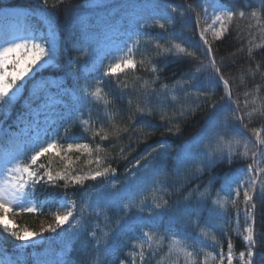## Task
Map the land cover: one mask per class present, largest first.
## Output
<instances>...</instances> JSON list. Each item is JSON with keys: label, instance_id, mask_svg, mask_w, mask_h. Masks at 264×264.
Here are the masks:
<instances>
[{"label": "snow or ice", "instance_id": "6c2138e0", "mask_svg": "<svg viewBox=\"0 0 264 264\" xmlns=\"http://www.w3.org/2000/svg\"><path fill=\"white\" fill-rule=\"evenodd\" d=\"M42 3L46 7L49 0H42ZM59 3H64V0H59ZM258 5V8H253L249 4L248 11H245L241 8L228 7L225 0H212L210 6L213 14L209 16L208 8L197 10L193 3H188L187 8L180 11L178 8L164 3L163 0H150V3L145 7L152 9L151 25L142 16H136L128 20L127 39L123 41L120 56L114 58L103 69L96 84L91 86L92 90L85 87L82 91L76 93L75 90L64 89L66 94L72 96L73 102L68 106L67 113H60L54 117V122L68 121L63 128V136H53L48 140L41 141L26 156L19 155L3 161L2 169L6 179L4 184L0 186V221L8 212L13 210V203L19 202L23 197L30 194L36 185L41 183L60 186V182H63L65 189L69 186L83 187L86 182L97 180H104L108 184H112L110 177H114L117 170L112 167L111 162L102 164L100 159H90L88 163L90 165L95 163L97 166L86 174H77L70 168L54 173L45 168L43 163L38 164V161L53 150H56V156H60L62 151L68 153L83 152L87 153L89 157H92L94 152L106 153L108 145L100 148L96 143L97 140L101 142L111 140L113 141L111 144L113 148L116 147L117 142L128 140L131 147L133 136L137 132L143 133V136H136L137 140L147 138L152 134L147 122L140 119L142 117L156 118L158 116L160 122L165 124L168 132L178 135L180 126L196 117L198 111L202 110V105L207 104L212 98L213 92L197 86L200 74L210 72V78L215 79L217 84H223L224 95L220 97V101L211 104V107L215 110L213 115L205 127L200 129L188 142L187 147L178 154L177 162L182 165L186 161L200 159L202 163L200 171L210 169L218 162L226 161L231 164L236 158L244 159L247 162L242 169L237 170L234 176H227L226 174L224 184L216 192V199L212 198L211 188H206L204 192H200L199 186H197L189 193V196L195 198L197 212L200 207L206 206L209 202L211 203L212 208L209 211L208 222L202 226L200 216L197 213H192L196 218L191 220L183 231H177L175 226L189 214L175 210L169 199L165 198V195L169 194L167 186L156 183V178L161 174L159 171L152 172V186L138 202L129 200L128 203L121 204L133 190L131 188L124 192L106 193L103 199L108 205L122 206L126 210V216L128 211L133 206L135 207L137 214L132 217L130 223L124 225L122 230H129L133 225L139 227L140 236L138 239L142 243L133 245V247L139 248L136 255L139 257L140 264H150V262L151 264H161L158 257L166 238H170L167 253L169 257L172 256L173 251L183 252L184 249L179 247L181 239L185 242L192 239V233L188 231V227L196 231L201 238L199 244L194 247V251L186 253L189 258L193 259V264H197L195 257H199L205 247L216 251V257L214 258L217 259V264H233L234 260H238V264H254L253 258L258 254L256 208L258 202L264 203V137L261 136V131L255 128L251 130L254 139L246 136L240 129H248L253 118L258 117L264 120V100H261L258 95H254L252 91L245 92L243 95L233 92L230 80L225 78L227 66L223 65V61H217L212 41L223 40L225 35L233 28L235 22L244 19L254 20V24L250 23L248 25L247 36L251 39L248 40L246 54L249 61H254L253 47L264 49V45L255 44L256 35L264 36V0H258ZM53 7H56V5H53ZM189 12L192 14L191 19L195 25L200 27L199 38L204 46V56L208 60L207 64L200 60L196 52L179 43H173L167 36L168 26L173 23L171 14L178 13L179 16L183 17ZM209 21L211 22L209 23ZM149 26L158 27L161 33L164 34L163 40L147 35L143 31ZM253 29L256 30L255 33ZM236 31L237 37L242 38L238 27ZM142 45H151V50L149 51L147 47L142 48ZM237 51L242 52L244 49L238 48ZM55 53L56 41L54 34L49 39L41 38L38 40L34 36H21L11 41L6 40L5 46L0 50V105H10L21 90L27 87L29 82L36 78L37 73L49 63ZM169 58H171V61L187 62L190 65L189 72L185 73L182 81H177V85L174 86L175 91L170 99L169 93L166 91L168 85L165 84L162 88L151 86L161 79L163 67L159 61L171 62ZM197 60H199L198 64H192L193 61ZM146 63L150 66L153 77L151 84L144 81L139 90L133 88L130 91H125L127 85L121 87L120 74L127 75L129 71L135 74L139 70L145 69ZM261 69L262 64L256 63L254 71L251 72L253 78L256 73L264 75ZM84 71H96V64L93 63L90 68L85 67ZM105 78L114 80L117 87L121 89L118 98H108L110 93L105 92L103 88L106 82ZM136 79L139 81L142 77L136 76ZM185 85H189V87H185ZM259 91L260 88L257 87L255 93H259ZM249 97H253V99L250 100ZM117 99L122 102L126 101L123 109L119 106L115 109L119 114L120 122H117V116L108 111V106L115 104ZM257 100H260L259 104H257ZM101 102L105 105L104 114L93 118L91 106ZM193 104L195 107H193ZM85 107H87L88 119L83 118ZM74 115L75 118H73ZM77 121L83 132L91 133L90 139L70 136L71 130L77 124ZM44 135L47 136L48 132L46 131ZM36 139L40 141L41 137L37 136ZM59 140L67 145L66 150L58 142ZM33 143L36 144V141H33ZM249 143L252 145L251 148H249ZM241 145L243 146V152L240 151ZM159 147L163 148L164 145L161 144ZM120 151L123 152L124 149L120 148ZM156 152L157 148L153 147L145 156L136 159L132 167L139 168L140 159H147ZM62 159L69 158L65 155ZM70 164L71 160H69ZM144 167L149 168V164L144 165ZM129 171L131 170L129 169ZM220 192H224L228 200L222 201ZM65 195L67 196V194ZM229 201L238 218L241 212L243 213L247 225L239 233L245 242V249L239 252L238 257L235 255L234 245L231 236H228L225 225L213 226L211 224V221L220 215L221 209H224L225 204ZM67 202L71 206L63 212L57 211L55 213V226H49L48 232L55 233L58 228L68 224L73 218L76 202L70 198ZM20 211L35 212L37 209L28 207L21 208ZM81 211L83 213L84 209ZM227 215V210H225L222 218L226 224L230 223ZM165 217L168 221L167 226L163 225ZM98 227L99 225H96V228ZM212 227L220 229L227 237L226 252L223 250L220 241L215 237L210 238L208 231L205 230ZM2 228L4 233L14 237L17 241L25 243L34 242L37 238L43 236V233H30L26 229L13 230L7 224H3ZM92 235L95 236V230L92 231ZM259 236L264 239V233H259ZM106 251L111 252L112 249L107 248ZM119 264H125V261L121 260ZM131 264H135V261L133 260ZM172 264H178V256L177 259L172 261ZM203 264H207L206 256Z\"/></svg>", "mask_w": 264, "mask_h": 264}, {"label": "rangeland", "instance_id": "374dc122", "mask_svg": "<svg viewBox=\"0 0 264 264\" xmlns=\"http://www.w3.org/2000/svg\"><path fill=\"white\" fill-rule=\"evenodd\" d=\"M118 1L122 2L118 4ZM164 3L176 7L180 11L186 9L176 2L166 1ZM148 4L149 2L141 3L136 0L134 2H130L129 0H95L92 5L93 11L79 18L82 30L85 31L79 39V47L82 51L83 61L78 59L75 64L69 66L68 70L75 77L73 84L69 86V82L63 77L51 73V70L59 69L57 53H55V56L49 63L37 73L36 78L31 80L27 87L22 89L16 99L12 101V104H16L17 102L20 104L24 103L22 113L16 118L18 127L13 126V122H11L12 113L8 107L0 105V136L3 142V144H0V186L4 184L6 179V175L2 169L3 161L19 155L26 156L41 141L48 140L53 136H62L64 125L68 121L62 120L54 122V117L60 113H67L68 106L73 102L72 96L66 94L64 89L75 90L76 93H79L85 87L92 90L91 86L96 84L103 69L114 58L120 56L123 41L127 39L126 28L128 20L136 16H142L151 25L153 13L151 8L145 7ZM208 14L209 16L213 14L211 6L208 8ZM30 15L31 13L28 10L22 8L10 7L0 10V50L5 46L6 40L11 41L21 36H34L39 40L41 38L49 39L54 34L56 41V33L52 30L50 22L44 15H39V18L48 26L46 34L42 30L36 31L32 28ZM171 15L173 17V23L168 26V32H178L186 38H192V35H194V23L191 15L189 13L183 17L179 16L178 13ZM92 20H96V23H101L102 28L93 30L92 27L96 26H94ZM151 28L159 29L158 27L149 26L143 29V31L147 35L153 36L152 30H150ZM57 46L58 44L56 43ZM93 63L96 64V71L85 72L84 68L92 67ZM197 83L204 84L205 86L210 85L209 78L205 74H200ZM104 85V91L107 92ZM185 87H189V85H185ZM166 91L169 93L170 99L171 95L174 94L175 88H168ZM259 103L260 100H257V104ZM109 107L108 111L110 109ZM91 109L93 118L103 116L105 105L103 102L93 104ZM73 118H75V115ZM83 118H89L87 107L83 109ZM77 123L79 124L78 121ZM46 131L48 132L47 136L44 135ZM260 131L261 136L264 137V132L262 130ZM242 132L246 136L254 139L251 134L245 131ZM37 136L41 137L40 141H37ZM190 140L191 138L177 148H173L167 142H162L156 147V153H153L147 159H140L139 168L132 167L133 161L121 175L119 174L116 178L110 177L112 184L104 181L100 186L85 190L78 204L75 205L73 218L68 224L58 228L59 236L53 239V235L50 236L51 233H44L41 238H37L34 242L25 243L22 241L21 251H19L20 248L12 252L0 247V264H77L76 262H69V259L72 258L71 256L76 253L83 260L85 258V264H107L108 258H113L118 251H121L125 255V264H131L133 260L135 264H140L139 257L136 255L139 252V248L133 247V245L142 243L138 239L140 236L139 227L133 225L129 230H122L124 225L130 223L132 217L137 214L135 207L133 206L126 216V210L122 206L108 205L103 199V196L109 192H124L131 188L133 190L121 204L128 203L129 200L138 202L143 195L148 193V189L152 186L153 171L161 172L156 178V183L161 186H167V192L169 194H166L165 198L169 199L172 207L181 213L189 214L175 226L177 231H183L186 225L190 224V221L196 218L192 213H197L200 216L201 225L203 226L209 220V211L212 205L209 202L206 206L200 207L197 212L195 198L189 196V193L197 187L187 189L189 186L187 184L193 178L196 179V177H199L202 173L211 171L213 167L200 171L202 167L200 159L189 160L182 165L178 164L177 156L187 147ZM33 141H36V144ZM161 144L164 145L163 148L159 147ZM251 147L252 145L249 143V148ZM151 149L148 151H151ZM148 151L139 158L145 156ZM240 151L243 152L242 145ZM243 160L236 158L233 162L240 163ZM146 164H149V168L147 169L144 167ZM243 166L240 165L237 170L242 169ZM237 170L229 174L227 173V176H234ZM225 179L226 174L222 175L218 188L216 183L210 184L213 199L217 198L216 192L221 189ZM198 186L200 192H204L208 188H204V185L200 184ZM33 191L23 197L19 202L12 204L13 210L8 212L3 220L0 221V227L3 224L11 226L12 221L8 217L21 212V208H38L34 197L31 196ZM220 199L225 201L228 200V197L224 192H220ZM61 204L65 205L66 200H63ZM82 209H84L83 213L81 211ZM225 210H227V219L230 222L227 224L222 218ZM231 210L233 208L229 201L225 204V208L221 209L220 215L211 221V224L213 226L223 224L227 230L235 228L236 234L239 235L247 225L242 212L238 218L236 212L234 217L230 214ZM167 223V217H165L163 225L167 226ZM96 225H99V227L96 228ZM93 230H95V236L92 235ZM205 230L208 231L210 238L215 237L220 241L219 235L223 234V231L215 227ZM188 231L192 233V239L187 242L181 239L179 247L183 248L184 251L179 253L173 251L171 257L167 255L170 238L164 240L158 257L161 264H172V261L177 259V256L178 264H193V259L189 258L186 253L194 251V247L199 244L201 238L191 227H188ZM88 232L89 235H87ZM177 238L179 239L180 237L178 236ZM107 248H111L112 251H106ZM216 250L218 251L219 249L217 248ZM205 256L207 257V264H214L217 260L214 258L216 257V251L212 248L205 247L199 257H195L197 264H203ZM236 257L238 256L236 255ZM253 259L255 264V258ZM233 264H238V260H234Z\"/></svg>", "mask_w": 264, "mask_h": 264}, {"label": "trees", "instance_id": "16d2710c", "mask_svg": "<svg viewBox=\"0 0 264 264\" xmlns=\"http://www.w3.org/2000/svg\"><path fill=\"white\" fill-rule=\"evenodd\" d=\"M95 0H64V3H59V0H49L48 6H44L42 0H0V10L4 8H22L28 10L30 15V21L32 23V28L34 30H42L44 34L47 31V25L39 18V15H44V17L50 22V27L55 31L57 39L56 43V53L58 58L59 69L51 70V73L56 76L63 77L67 82L73 84L75 77L70 73L69 66L75 64L78 59L83 61L82 51L79 47V39L83 34L82 25L79 22V18L86 14H90L93 11V3ZM98 1H108V0H98ZM134 2V0H129ZM137 2L145 3L150 0H136ZM176 2L180 5L187 8L188 3H193V5L200 10L202 8H209L212 3V0H163V2ZM122 1H118L120 4ZM226 5L231 8H241L245 11H248V5L251 4L253 8H258V0H225ZM56 5V7H53ZM192 16V14L189 12ZM94 26L93 30L101 29L102 24L96 23V20H92ZM194 23V21H193ZM254 24V20H240L235 22L233 28L229 33L225 35L223 40L212 41L214 54L218 62L223 61V65L227 66V71L225 72V78L229 79L232 84V89L234 93H239L243 95L245 92L252 91L254 95H258L261 100H264V75L261 73H256L255 77L251 75V72L255 69L256 63L262 64L261 72L264 73V49L260 47H253V55L255 56L254 61H249L247 58L248 51V40L251 39L247 36L248 25ZM194 25V35L192 38H186L184 35L178 32H168L167 36L172 40L173 43H179L182 46L188 47L190 50L196 52L200 60H203L205 64L208 63V60L204 56V46L202 41L199 38L200 27ZM239 28L242 38L237 37L236 28ZM153 37H157L163 40L164 34L161 33L160 29H153ZM255 33L256 30L253 29ZM256 45H264V36L256 35L255 39ZM147 47L151 50V45L145 46L142 45V48ZM238 48H243L244 51L238 52ZM235 54V55H233ZM139 58V54H138ZM171 61V58H169ZM163 67V72L161 73V79L152 84V87H160L163 85H168V88H174L177 85V81H182V77L185 76V73L189 72L190 65L187 62H167L161 60L159 61ZM199 60L193 61L192 64H198ZM207 78H209L210 85L205 86L204 84H198V87L209 90L213 92L212 98L205 105H202V110L198 111L196 117L189 120L187 123L180 126V132L178 135H174L166 130L165 124L161 123L158 116L156 118L142 117L141 120H144L148 124V128L151 130L152 134L147 138H142L140 140L136 139V136H143L142 132H137L133 136L131 142V147L129 146L128 140H122L116 143V147H111L113 141H104L101 142L97 140V144L100 148H104L108 145V151L106 153H93L92 157H89L87 153H68L62 151L60 156L55 155V151L48 153L46 156L41 157L38 161L43 163L45 168L52 172H60L65 168H70L74 170L77 174H86L87 172L93 170L97 165L95 163L89 164L90 159H100L101 163L111 162L112 167L116 168L118 174H122L130 165L131 162L138 159L146 151L153 147H157L162 142H167L173 148L181 146L185 141L192 138L200 129H202L210 117L214 113V109L211 107V104L217 101H220V97L224 95V86L222 83L217 84L215 79L210 78V72H204ZM136 76L142 77L141 80H137ZM152 74L150 66L146 63L145 69H141L135 74L131 71L127 75L120 74V85H127L125 91H130L133 88L139 90L144 81H148L151 84ZM104 87L107 90V93H110L109 99L112 97H119L120 88L117 87V84L111 78H107ZM259 87V93H255V89ZM119 91V92H118ZM253 99V97H249ZM126 105V101L116 100V103L110 105L109 112L117 116V122L119 121V114L115 111L116 107L119 106L121 109ZM12 113V121L14 127H18L16 118L20 116L24 109V103L10 104L7 106ZM193 107L195 105L193 104ZM262 130L264 132V120L259 119L258 117L253 118L252 122L249 124L248 129H240L245 131L252 136V129ZM63 136V132H62ZM70 136L80 137L81 139H90L91 133H85L82 131L81 126L77 123L73 126ZM63 149L66 150L67 145L62 141H58ZM2 144V142H0ZM94 146V145H90ZM120 148H123L124 151L121 152ZM67 156L69 159H62L63 156ZM69 160L71 164L69 165ZM247 161L243 160L240 163L233 162L231 164L224 162L217 163L211 171H206L202 173L199 177L193 178L187 185V189H192L197 187L199 184L204 185L205 187L210 188V184L216 183L217 188L219 187V182L222 179V175L229 174L234 172L240 167V165H245ZM35 167V166H34ZM211 181V183H209ZM104 183V180L97 181H88L86 184L81 186H69L67 189L63 187V182H60V186H52L48 184H38L35 186V189L32 193L36 203L38 204L37 211L35 212H26L22 211L16 213L8 218L11 219L12 225L9 226L13 230H23L26 229L28 232H39L49 234L47 231L49 226H55V213L57 211L63 212L67 207H70L67 202L70 198L75 200L76 205L79 202L80 197L83 196L85 190L100 186ZM211 184V185H212ZM183 189V188H182ZM67 194V196L65 195ZM242 199V197H241ZM63 200H66V204H61ZM242 208V205H241ZM230 214L234 217L235 210H231ZM230 215V218H231ZM256 231L257 236V255L255 258V264H264V239H261L259 233H264V203H257L256 208ZM227 230V229H226ZM228 236H231L234 252L239 256V252L245 249V242L242 240L240 235L236 234L235 228L227 230ZM59 229L53 235V239L59 236ZM89 235V232L87 233ZM220 243L223 246V250L227 251V237L224 234L219 235ZM86 241V240H83ZM23 245L22 241L15 240L14 237L9 236L7 233L3 232L2 226L0 227V247L12 252L19 249L22 250L21 246ZM34 250V249H33ZM30 252V251H27ZM72 261H80L82 258L78 256L77 253L72 255ZM125 261V255L118 251L113 258H108L107 264H119V261ZM81 262V261H80ZM79 262V263H80ZM151 264V262H150ZM214 264H217V260Z\"/></svg>", "mask_w": 264, "mask_h": 264}, {"label": "water", "instance_id": "95a60500", "mask_svg": "<svg viewBox=\"0 0 264 264\" xmlns=\"http://www.w3.org/2000/svg\"><path fill=\"white\" fill-rule=\"evenodd\" d=\"M117 174H118V173L116 172V175H115L114 177H116V176H117Z\"/></svg>", "mask_w": 264, "mask_h": 264}]
</instances>
